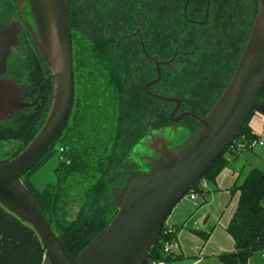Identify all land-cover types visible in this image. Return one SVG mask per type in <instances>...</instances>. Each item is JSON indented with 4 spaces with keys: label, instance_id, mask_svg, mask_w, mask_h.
I'll return each mask as SVG.
<instances>
[{
    "label": "trees",
    "instance_id": "16d2710c",
    "mask_svg": "<svg viewBox=\"0 0 264 264\" xmlns=\"http://www.w3.org/2000/svg\"><path fill=\"white\" fill-rule=\"evenodd\" d=\"M185 1L158 0L161 58L169 57L170 39L177 37L176 32L180 34L181 25L185 23ZM206 2L207 0H190L189 18L196 19L198 15H203ZM153 10V0H70L73 65L79 93L60 138L50 152L22 177V182L68 254L74 258L78 257L115 216L117 209L110 199L107 179L125 164L128 155L146 135L147 121L151 123L154 120V128L157 129L170 126L169 104L163 108L160 101L145 96L143 85L146 78H132L130 68L140 53L138 43L132 39L126 41L127 79L121 83L119 72L107 61L102 50H96L101 66L91 76L86 64L89 41L94 28L98 31L96 36L101 37L109 27L114 26L109 20L123 21V26L129 32L146 16L147 23L152 28ZM258 10V2L253 0H212L208 24L184 29L190 30V46H195L196 39H200L205 50L198 52L195 59H188V65L176 70L175 74L165 68L158 84V93L175 97L188 95L184 100L183 110L205 117L234 73ZM31 57L18 66V72L28 71L31 82L30 97L33 101L45 82L49 69L34 51ZM77 64L83 69L79 76L76 73ZM51 94L52 84L44 87L42 98L36 106L12 115L10 121L0 127V141L16 138L26 146L37 134L47 116ZM261 99L264 100V88ZM258 105L250 114L236 141L189 191L188 194L195 192L202 196L198 207L205 204L207 193L201 183H214L218 175L229 167L225 154L236 152L234 148L238 142L259 139L248 126L255 113L263 114ZM154 106L158 110L154 111ZM181 125L189 128L191 133L199 127L191 118H185ZM61 148L64 149L63 153L59 152ZM53 156L56 157L57 164L53 167L51 179L38 187L29 183L28 178ZM74 188L80 189L83 205L72 221L60 222L63 203L69 191ZM232 192H238L239 199L226 231L234 241L235 250L220 254L217 258L223 264H249L255 253L264 251V169H251ZM166 230L164 224L158 244L151 251L146 264L152 261L170 263L182 259V256L172 252H164L165 243L175 242L179 229H173L171 234H165ZM195 232L204 243L208 241L210 233Z\"/></svg>",
    "mask_w": 264,
    "mask_h": 264
},
{
    "label": "water",
    "instance_id": "95a60500",
    "mask_svg": "<svg viewBox=\"0 0 264 264\" xmlns=\"http://www.w3.org/2000/svg\"><path fill=\"white\" fill-rule=\"evenodd\" d=\"M21 3L23 0H17ZM36 31L27 28L53 81L51 108L34 138L14 158L0 163V205L37 233L45 253V264H146L157 246L163 226L174 207L189 193L211 166L240 135L258 105L264 114V0L234 73L220 98L205 115L178 113L182 100L148 91L161 78L145 86L152 98L176 105L170 114L172 129L185 118L199 127L180 145L160 138L154 157L144 156L148 172L128 175L125 186L112 182L110 199L117 209L113 219L74 258L36 204L22 177L50 152L63 133L72 113L75 84L71 43L70 0H27ZM190 0H187L185 12ZM248 1V0H241ZM211 0L207 2L206 19ZM20 27L0 25V75L9 49L18 44ZM26 86L0 78V120L26 112L33 104L24 102Z\"/></svg>",
    "mask_w": 264,
    "mask_h": 264
},
{
    "label": "flooded vegetation",
    "instance_id": "af4514ba",
    "mask_svg": "<svg viewBox=\"0 0 264 264\" xmlns=\"http://www.w3.org/2000/svg\"><path fill=\"white\" fill-rule=\"evenodd\" d=\"M120 1L122 2L124 0H120ZM186 2L187 0L185 1V5L183 9V19L185 23L181 25V29L179 32L180 34L176 32L177 37L170 39V44L168 46L170 55L168 58L166 59L161 58V55H160V43L158 39L159 2L158 0H153L154 10L152 13V23H151L152 28L149 27L146 16L142 17V20L138 23V25L131 28L129 32H128V29H126L123 26V21L121 20L117 21L116 19L115 21L109 20V23L114 26L109 27V30H106V33H104V36H101V37L96 36V33L98 31L96 28H94L93 35L89 41L90 42L89 52L86 54V57H87L86 64H87L88 72L91 74V76H94V74L98 71L97 69L101 66V64L96 54V50H99L100 52L104 51L106 54L105 57L107 58V61H109V63L117 69V72H119L120 82L121 83L126 82V79H127L126 41L132 39L133 42L138 43V47L140 50V53H138L136 59L131 63L130 69L133 75L132 78L136 79L137 76L141 78H146L147 80L143 85V93L145 94L147 98L154 99L146 93L145 86L148 83L157 79L156 63H158L159 70L161 72V78L158 83L150 85L148 87V91L153 94L161 95L158 93V84L160 83L162 79L163 70L165 68H168L172 74H175L176 70H180V68H182L183 66L188 65L187 64L188 59H195L198 52L205 50V46L202 45L200 39H196L195 46H190L192 44L191 39L189 37L190 30H184V29L185 28L190 29V26L204 27L208 24L209 18H210V8H209L208 19L205 22L208 0L206 2V10L204 11V14L198 15L196 19L189 18L188 16V8H189L190 1H189L187 10L185 12ZM211 3H212V0H211ZM210 7H211V4H210ZM0 25L6 26V27L15 26V27L21 28V30L17 34L18 44L16 46L10 47L7 60H6V67H5V70L2 72V74L0 75V78L2 80L10 81L18 85L26 86L27 92L25 94L24 102L28 104H33L38 100L37 103L34 105L36 106L39 103L40 99L42 98V91L44 90V87L50 84L54 85V83L52 80H50V70H49V74H47L45 82L40 87V91L38 92L37 97L32 101V97H30L31 82L29 80L30 79L29 73L26 70L25 72L22 71L21 73L18 72V66H21L22 64H24L26 62V59L30 60L32 58L31 55L33 54V51L43 61L40 53L38 52L31 38V34L27 28V25H30L33 28V30L36 31L35 21L32 17L31 9H30L28 1L23 0L21 3H19L17 0H0ZM125 30L126 32H124ZM121 34L123 36H120ZM196 35L199 36L202 34H196ZM71 43H72V40H71ZM72 56H73V45H72ZM73 63H74V58H73ZM43 64L45 65L44 61H43ZM79 67L77 64V68H76L77 76H79L80 72L83 71L80 65ZM73 74H75L74 65H73ZM74 84H75V98H76V95H78L79 93V83L76 81L75 75H74ZM52 94H53V86H52ZM52 94L50 95V99H51ZM161 96H164V95H161ZM164 97H175V96H164ZM188 97H189L188 95H185V96L178 95L175 97V98H179L182 100L181 107L178 113L190 112V111L183 110L184 100L185 98L187 99ZM75 98H74V102H75ZM167 104H169L168 106L170 109V112H169V118H170V114L174 110L176 105L173 103L163 104L161 102V105L163 108L167 107ZM153 110L156 111L158 110V108L154 106ZM12 115L7 117L6 120L4 121L0 120V127L6 125L10 121V117ZM182 121H180L176 125V128L178 126H181V127L188 129L189 132H191L189 128L181 125ZM146 126H147L146 135L137 144L139 149L144 150L145 153L140 154V152L135 153L131 151V153L133 152L131 154L132 157L142 159L144 156L147 155L149 157L155 158L154 148H155L156 143H159V141H162L160 138L170 141L169 137L166 134V129L172 128V124H170L169 127L157 129V128H154L155 122L154 120H152L151 123L147 121Z\"/></svg>",
    "mask_w": 264,
    "mask_h": 264
},
{
    "label": "crops",
    "instance_id": "0c3cea01",
    "mask_svg": "<svg viewBox=\"0 0 264 264\" xmlns=\"http://www.w3.org/2000/svg\"><path fill=\"white\" fill-rule=\"evenodd\" d=\"M253 129V126L251 124ZM260 139L262 137L253 129ZM238 154L236 152H227L226 157L230 162L228 168L224 169L213 185V189L225 188L223 177H232L233 188L239 185L246 173L243 169L234 167ZM264 162V160H263ZM251 170V169H250ZM249 170V171H250ZM248 171V172H249ZM247 172V173H248ZM210 190L206 182L205 190ZM237 195L234 210L223 226L229 239H226L221 233L215 232V221L211 223V216L208 214V206L205 209L198 207L202 202L200 196L197 200H191L190 197L180 201L169 214L165 225L171 229H179L176 235L174 246L171 252L182 256V259L170 263L152 261L149 264H223L217 258L223 253H231L235 250V244L232 237L227 233L226 227L232 219L238 205L239 193L232 192V196ZM207 202L205 196V203ZM201 208V209H200ZM208 215V216H207ZM210 233L206 243L195 232ZM224 233V234H225ZM259 253H255L249 260V264H264L259 260ZM264 259V255H262ZM0 264H45V253L42 243L35 230L23 223L13 214L9 213L0 205Z\"/></svg>",
    "mask_w": 264,
    "mask_h": 264
},
{
    "label": "rangeland",
    "instance_id": "374dc122",
    "mask_svg": "<svg viewBox=\"0 0 264 264\" xmlns=\"http://www.w3.org/2000/svg\"><path fill=\"white\" fill-rule=\"evenodd\" d=\"M53 86V84H52ZM51 108V104H50ZM49 108V111H50ZM48 111V112H49ZM48 115V113H47ZM47 118V116H46ZM46 118L44 119L42 125L44 124ZM251 124L253 126V129L262 137V140L264 141V115L260 113H255L252 118L249 121V128L252 132L253 129L251 127ZM109 128V125H108ZM166 134L169 137V140L173 142L172 147H176L183 143L192 133L189 132L188 129L178 126L175 130L172 128L166 129ZM91 142H93V139H90ZM24 143L21 140L18 139H12V140H6V141H0V162H3L5 160H9L15 153H18L22 149H24ZM69 150V149H68ZM133 152H140V154H144L145 151L142 149H139L138 145L132 150ZM132 152V153H133ZM132 153H130L127 157V160L125 164L117 171L112 174L107 179V183L109 186V192L112 193L113 187L112 183L116 185V178L117 184L120 186H124L126 183V180L128 178V175L134 173V172H148L149 171V163L147 161H144V159H138L136 157H132ZM237 160L235 161L234 167L236 169H243L244 172L247 174V172L250 169L258 168V169H264V145L263 146H257L251 150H239L236 151ZM225 158L226 154H225ZM228 161V160H227ZM57 164L56 157L53 156L49 159H47L44 163L41 164V166L28 178L29 183H34L36 187L40 186L41 184L45 183L52 177V170L54 165ZM228 164L230 165V162L228 161ZM218 178V177H217ZM217 178L216 181L217 182ZM225 188L221 189H213L214 183L207 182L209 184L210 190H206V200L207 202L201 207L204 208L206 205H209V215L211 216V223L215 221L216 229L215 232L223 233L222 235L229 239L227 234L223 232V226L227 219L229 218L230 213L234 210L235 207V201L237 200V195L232 196V188H233V180L232 177H223ZM112 182V183H111ZM189 194H187L182 201L186 200L188 198ZM202 201V196H200V201ZM83 205V199L79 188H74L69 191L68 196L65 199V202L63 203V210H61L60 216L61 219L60 222H70L72 221L77 212L80 210V208ZM200 208V209H201ZM208 216V215H207ZM225 233V234H224ZM259 253V260L264 262V259L262 257L263 252H257Z\"/></svg>",
    "mask_w": 264,
    "mask_h": 264
},
{
    "label": "built area",
    "instance_id": "2783aa9c",
    "mask_svg": "<svg viewBox=\"0 0 264 264\" xmlns=\"http://www.w3.org/2000/svg\"><path fill=\"white\" fill-rule=\"evenodd\" d=\"M236 141V140H235ZM234 141V142H235ZM264 145V141L262 139H254L250 142H238L235 144V148L234 150L235 151H239V150H251L257 146H263ZM60 153H63L64 152V149L61 148L59 150ZM61 160L63 159V157L60 158ZM201 186L203 188L206 187V182H202L201 183ZM189 197L191 200H197L199 198V194L195 193V192H192L189 194ZM167 227V226H166ZM173 232V229L167 227V230L165 231V234H171ZM174 246V242H167L165 243L164 245V252L166 254H169L171 252V248ZM263 255H264V251H263Z\"/></svg>",
    "mask_w": 264,
    "mask_h": 264
}]
</instances>
